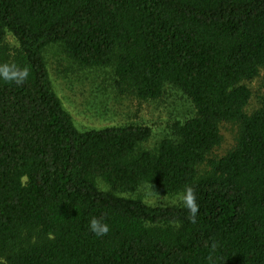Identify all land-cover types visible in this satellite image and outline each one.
<instances>
[{
  "label": "trees",
  "instance_id": "1",
  "mask_svg": "<svg viewBox=\"0 0 264 264\" xmlns=\"http://www.w3.org/2000/svg\"><path fill=\"white\" fill-rule=\"evenodd\" d=\"M112 68L121 96L180 93L192 112L152 149L150 127L80 130L57 94L47 53ZM0 261L5 264H264V0H0ZM236 145L210 158L221 125ZM206 167V168H204ZM103 182L108 190L100 189ZM196 193L153 207L120 196ZM103 217L110 231L88 230Z\"/></svg>",
  "mask_w": 264,
  "mask_h": 264
},
{
  "label": "rangeland",
  "instance_id": "2",
  "mask_svg": "<svg viewBox=\"0 0 264 264\" xmlns=\"http://www.w3.org/2000/svg\"><path fill=\"white\" fill-rule=\"evenodd\" d=\"M46 57L57 94L80 130L125 125L150 127L153 135L144 147L152 149L167 135L169 125L184 121L192 112L190 103L180 93L169 92L160 101H141L121 96L112 88V68H107L106 71L81 69L56 48L50 49ZM245 85L252 92L246 113L252 114L261 106L264 72L262 71L256 80L246 82ZM237 134L238 127L235 124L223 123L221 144L210 158L219 159L226 156L236 145ZM98 185L100 189L108 190L103 182L99 181ZM120 196L141 199L153 207L182 204L179 195L156 196L147 187L141 188L137 193H125ZM0 264L5 262L0 261Z\"/></svg>",
  "mask_w": 264,
  "mask_h": 264
},
{
  "label": "clouds",
  "instance_id": "3",
  "mask_svg": "<svg viewBox=\"0 0 264 264\" xmlns=\"http://www.w3.org/2000/svg\"><path fill=\"white\" fill-rule=\"evenodd\" d=\"M28 71L19 68L15 64L0 65V79L14 82L16 85H22L28 78ZM179 199L183 206L189 212V218L195 222L198 213V205L196 202V193L193 187L185 186L184 190L179 193ZM88 230L96 237H103L110 231L109 225L104 222L103 217L93 216L88 222Z\"/></svg>",
  "mask_w": 264,
  "mask_h": 264
}]
</instances>
